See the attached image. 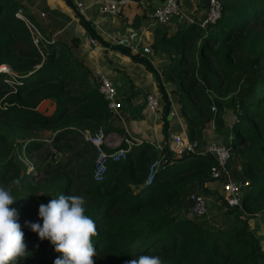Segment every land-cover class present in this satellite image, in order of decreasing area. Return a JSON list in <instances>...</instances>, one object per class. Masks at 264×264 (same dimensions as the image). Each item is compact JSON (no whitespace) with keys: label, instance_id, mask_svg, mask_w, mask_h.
Masks as SVG:
<instances>
[{"label":"trees","instance_id":"obj_1","mask_svg":"<svg viewBox=\"0 0 264 264\" xmlns=\"http://www.w3.org/2000/svg\"><path fill=\"white\" fill-rule=\"evenodd\" d=\"M221 1L216 21L185 23L151 46L170 58L161 78L157 73L158 86L170 103L164 89L170 83L189 137L201 140L207 126L213 132L226 130L229 145L242 158L247 185L239 205H229L226 196L206 185L217 179L210 175L211 153H176L168 142L161 151L148 143L131 145L125 159L109 160L105 174L96 179L93 145L85 141V155L79 158L77 149L70 152V142L83 139L86 128L126 134L111 122L97 83L90 82L93 71L62 41L43 46L42 59L29 28L16 15L20 10L40 26L34 13L20 0H0V66L12 70H0V187L15 199L10 207L18 212L27 245V256L17 264H54L62 256L25 226V221L42 224L39 205L60 194L85 200V214L97 228L95 264H127L153 249L164 264H264V0ZM146 8L138 6L139 18L146 16ZM82 19L96 40L110 44ZM44 98L55 103L51 114L36 109ZM43 131L47 135L41 136ZM10 133L26 151L42 149L44 138L52 136L62 156L26 165L7 141ZM159 154L167 162L145 183L149 163ZM23 172H28L27 186L41 192L10 185ZM197 191L211 199L200 216L188 209Z\"/></svg>","mask_w":264,"mask_h":264},{"label":"crops","instance_id":"obj_2","mask_svg":"<svg viewBox=\"0 0 264 264\" xmlns=\"http://www.w3.org/2000/svg\"><path fill=\"white\" fill-rule=\"evenodd\" d=\"M20 1L24 3L26 9L34 13L35 20L40 24L36 26L46 38L52 39L53 42L57 40L66 43L65 46L82 60L87 69L93 71L99 67L113 80L121 106L116 111H111V122L124 129L126 137L132 142L131 145L148 143L161 151L163 144L169 143L173 134L183 130L188 133L184 117L176 108L175 98L169 93L170 83H166L164 89L171 100L170 111L173 112L171 119H168L164 113L163 90L159 88L156 76L158 73L161 78L162 68L170 58L163 51L155 52L151 46L155 39L176 33L187 21L180 16H174L165 24L154 22L148 12L154 7L153 3L158 6L161 0H132L121 13L116 15L99 10V3L102 0H74L75 5L77 1L83 3V10L78 13H75L66 0ZM150 2L152 5L149 4ZM194 2L198 9V14L194 15V18H201L207 6L206 0H194ZM138 6L148 8L145 17L139 18ZM41 12L44 14L42 15ZM82 18L110 44L105 45L99 40L92 44L88 38L89 27ZM131 42H137L142 47L147 46L150 51L138 52L139 56L133 57L132 52L118 49V46L125 47ZM141 58H146L147 62L149 60L152 68L147 62L141 61ZM92 76H89L90 82H96ZM147 93H152L158 99V107L155 110H151L146 105ZM54 108L55 103L50 98L42 99L36 106L37 110L46 114H51ZM85 141L88 142L84 137L78 141H71L70 152L74 153L77 149L78 157L83 158ZM211 141L229 144L226 130L213 132L212 128L207 126L199 142L204 147ZM75 144L77 147H73ZM159 156L160 154L157 157ZM241 163L242 158L233 151L229 168L230 175L236 180L246 179L242 173ZM172 165L174 161L169 163V166ZM217 182L216 184L208 181L206 184L213 193L215 190L219 192L223 190L222 180L218 179ZM246 185L247 179L241 188H245ZM223 193L226 195L224 191Z\"/></svg>","mask_w":264,"mask_h":264},{"label":"built area","instance_id":"obj_3","mask_svg":"<svg viewBox=\"0 0 264 264\" xmlns=\"http://www.w3.org/2000/svg\"><path fill=\"white\" fill-rule=\"evenodd\" d=\"M132 0H102L99 3V10L103 13L116 15L121 13L125 6ZM161 6H155L148 15L153 19L154 22L159 24H165L170 21L174 16H180L187 22H198L201 26L208 22H214L220 16L223 3L221 0H206V9L204 16L201 18H194V15L186 13L181 5L180 0H163ZM76 7L83 10V3L81 1L76 2ZM43 15L44 12H41ZM16 15L24 20L27 27L29 28L33 43L42 54V59L45 58L42 47L53 42L52 39L46 38L34 22H32L27 16H25L20 10L16 12ZM89 41L92 44L96 43V39L88 32ZM132 53L135 52H148L150 48L145 46L142 47L137 42H131L127 45ZM0 69L9 71L11 69L3 65ZM93 78L97 83L98 91L105 99L106 106L111 111H116L121 106V101L117 96V88L113 80L104 73V71L96 67L93 70ZM146 105L151 109L155 110L158 107V99L152 93L146 94ZM215 104H211V110H215ZM173 113L172 111H170ZM85 140L93 145L95 151V158L93 162V176L96 179L101 178L106 170L109 160H120L127 157V151L130 148L132 142L128 137L122 136L118 133L106 134L103 127L100 126L94 131L85 129L83 132ZM44 142L49 146V160L58 159L62 156V151L56 146L52 136L44 138ZM125 142L126 146L122 143ZM168 148L176 153L183 152H195L204 153L209 152L214 156V161L210 166V175L214 178L222 180V189L226 193L227 203L229 205H239L240 196L238 195L239 190L243 185H237L236 179L230 175L229 162L232 157L233 150L229 144L219 143L216 141L209 142L206 146L200 145L198 138L189 137L188 133L184 130L172 135L171 140L168 143ZM167 162L163 156L156 157L153 159L148 166L145 183H151L155 178V174L159 170L163 163ZM192 204L190 205V212L195 216H200L207 211V198L200 192H195L190 195ZM257 216H261V212L256 213Z\"/></svg>","mask_w":264,"mask_h":264},{"label":"clouds","instance_id":"obj_4","mask_svg":"<svg viewBox=\"0 0 264 264\" xmlns=\"http://www.w3.org/2000/svg\"><path fill=\"white\" fill-rule=\"evenodd\" d=\"M14 202L10 190L0 187V264H17L19 258L27 256L18 212L10 207ZM84 205L83 197L60 194L47 204L39 205L38 216L42 218V224L25 221V226L41 240L47 239L56 252L62 253L54 264H95L96 249L92 237L97 234V228L94 220L85 214ZM127 264L164 262L162 255L153 249L150 254L133 258Z\"/></svg>","mask_w":264,"mask_h":264},{"label":"rangeland","instance_id":"obj_5","mask_svg":"<svg viewBox=\"0 0 264 264\" xmlns=\"http://www.w3.org/2000/svg\"><path fill=\"white\" fill-rule=\"evenodd\" d=\"M188 23V22H186ZM3 65H1L0 67L2 68ZM13 130V129H12ZM45 131L41 132V136H44ZM47 135V134H45ZM7 141L9 143L12 144V147L15 149L14 153L16 154V156L25 162L26 165L32 166V165H37V164H45L49 161V151L48 145H44V147L40 150L37 151H26V149L24 147H20L18 146V143L20 142V138L17 137L16 135L13 134H7L6 135ZM28 172H23L21 174H18V179H14L12 181H10V185L12 187H26L28 189H31L35 192H41V188L37 187L36 185H33L34 188H29L27 186V177L25 175H27ZM218 179L214 180L213 182H215L216 184ZM220 180V179H219ZM219 192V191H218ZM221 195H225L223 193V190H221V192H219ZM262 221V219H261ZM261 221H259L261 223Z\"/></svg>","mask_w":264,"mask_h":264},{"label":"water","instance_id":"obj_6","mask_svg":"<svg viewBox=\"0 0 264 264\" xmlns=\"http://www.w3.org/2000/svg\"><path fill=\"white\" fill-rule=\"evenodd\" d=\"M69 5L74 9L75 13H78V9L76 8V5L74 3V0H66ZM163 0L160 1V4L158 6H161L163 4ZM180 5L182 7V9L186 12V13H189V14H192V15H197V7H196V4L194 2V0H180ZM118 49L123 51V52H127V49L124 47V46H118ZM141 61L143 62H147V59L146 58H141ZM164 113L166 115V117L168 119H171L172 117V113L170 112V103L168 101L165 100L164 102ZM246 183V179H242V180H237L236 181V184L237 185H244ZM246 188H241L238 192V195L240 197L243 196V193L245 191ZM207 203V206H211V199H207L206 201Z\"/></svg>","mask_w":264,"mask_h":264}]
</instances>
